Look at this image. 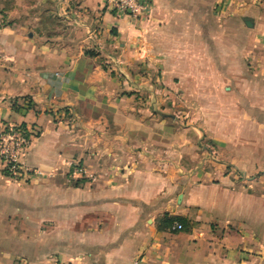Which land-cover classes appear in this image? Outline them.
Masks as SVG:
<instances>
[{
	"label": "crops",
	"instance_id": "0c3cea01",
	"mask_svg": "<svg viewBox=\"0 0 264 264\" xmlns=\"http://www.w3.org/2000/svg\"><path fill=\"white\" fill-rule=\"evenodd\" d=\"M110 2L0 0V264H264V0Z\"/></svg>",
	"mask_w": 264,
	"mask_h": 264
},
{
	"label": "built area",
	"instance_id": "2783aa9c",
	"mask_svg": "<svg viewBox=\"0 0 264 264\" xmlns=\"http://www.w3.org/2000/svg\"><path fill=\"white\" fill-rule=\"evenodd\" d=\"M112 8L120 14L137 19L146 14L152 6V0H111ZM31 137L20 127H13L0 132V160L5 169L12 175H20L21 170L17 161L19 156L30 146ZM74 173L84 174L79 166H74ZM172 231L182 230V226L175 224Z\"/></svg>",
	"mask_w": 264,
	"mask_h": 264
},
{
	"label": "trees",
	"instance_id": "16d2710c",
	"mask_svg": "<svg viewBox=\"0 0 264 264\" xmlns=\"http://www.w3.org/2000/svg\"><path fill=\"white\" fill-rule=\"evenodd\" d=\"M20 129H22L23 131H25V127L23 126H20ZM177 222V220H167L166 221V226L167 228L170 230L172 228V226ZM180 222V225H182V228H183V222L181 220H178V223Z\"/></svg>",
	"mask_w": 264,
	"mask_h": 264
},
{
	"label": "rangeland",
	"instance_id": "374dc122",
	"mask_svg": "<svg viewBox=\"0 0 264 264\" xmlns=\"http://www.w3.org/2000/svg\"><path fill=\"white\" fill-rule=\"evenodd\" d=\"M18 127H20V126H18ZM12 128H13V127H12ZM5 130H6V129H4V130H2V131H5ZM2 131H1V132H2ZM74 166H78V165H77V164L75 165V164H73V163L70 164V167L72 168V170L74 169Z\"/></svg>",
	"mask_w": 264,
	"mask_h": 264
}]
</instances>
